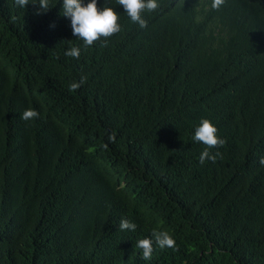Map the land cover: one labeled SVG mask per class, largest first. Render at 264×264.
<instances>
[{"label": "trees", "instance_id": "obj_1", "mask_svg": "<svg viewBox=\"0 0 264 264\" xmlns=\"http://www.w3.org/2000/svg\"><path fill=\"white\" fill-rule=\"evenodd\" d=\"M105 2L121 30L77 59L58 0H0V264H264V0H159L144 28ZM201 118L226 141L203 164ZM153 230L176 245L144 259Z\"/></svg>", "mask_w": 264, "mask_h": 264}, {"label": "clouds", "instance_id": "obj_2", "mask_svg": "<svg viewBox=\"0 0 264 264\" xmlns=\"http://www.w3.org/2000/svg\"><path fill=\"white\" fill-rule=\"evenodd\" d=\"M225 0H211V7L218 9ZM28 3L38 5L35 14L40 15L46 13L52 8L51 0H16V4L25 9ZM60 7V15L66 17L70 21V27L75 39L81 41L80 44H70L64 49V55L68 57L79 58L81 51L92 46L94 42L101 45L108 43L107 37L121 30V24L118 22L120 13L114 7L110 6L103 0H58ZM120 6L123 7L124 13L137 23L141 28L147 26V20L143 13L145 10L151 11L158 7L159 0H118ZM54 23L50 27H54ZM72 41V40H67ZM87 77L81 75L79 80H74L69 87L71 89L79 88ZM39 117V112L32 107L26 108L20 118L24 120H32ZM218 129L216 125L207 118H201L200 122L195 126L193 139L203 143L206 147L200 152L199 161L201 164L205 160L215 161L220 153H212L209 149L217 145H224L225 139L217 135ZM260 163L264 165V157H260ZM121 231H134L137 227L133 220L127 217H121L118 225ZM136 247L142 249L144 259H149L153 253V245L161 248L175 247L176 242L172 235L165 230H153L150 236H145L136 240Z\"/></svg>", "mask_w": 264, "mask_h": 264}]
</instances>
